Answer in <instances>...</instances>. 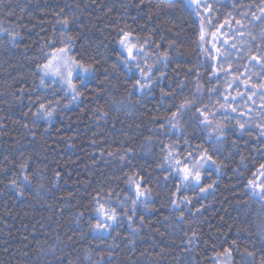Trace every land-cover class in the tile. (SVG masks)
<instances>
[{"label":"trees","instance_id":"trees-1","mask_svg":"<svg viewBox=\"0 0 264 264\" xmlns=\"http://www.w3.org/2000/svg\"><path fill=\"white\" fill-rule=\"evenodd\" d=\"M207 2L212 11L202 9L197 16L187 0H0V264H241L245 249L256 252L259 264L264 257V206L245 190L246 178L264 163V138L257 139V126L264 124L259 98L253 97L256 104L249 102L246 107L237 97L239 111L231 116L248 126L241 133L232 127L235 120H229L221 146L207 139L193 117L181 121L183 132L159 129L174 110L169 106L184 96L194 98L197 84L201 85L198 106L207 105L222 120L224 110L216 102L224 103L225 95L231 102L237 85L229 88L231 76L226 79L222 71L213 75L214 64L219 68L230 63L231 72L241 79L258 70L248 64L247 49L251 45L256 53L257 45L248 33L258 36L261 25L259 21L248 25V21L252 13L260 15L264 0ZM65 16L71 19L67 28L59 23ZM201 16L206 33L202 47ZM226 19L232 21L231 29L228 25L220 29L221 42H217L210 33ZM235 20L248 27L239 28ZM121 28L132 32L139 44L149 41L141 67L155 64L166 73L165 79L153 84L152 95L132 88L139 76L129 73L117 58ZM69 35L74 38L71 42L66 39ZM224 39L228 45L222 43ZM53 41L55 47L70 44V56L95 65L93 79L77 82L81 95L76 100L72 94L65 95L59 84L47 79V87L40 83L37 65L47 61ZM213 43L221 48L235 43V55L227 63L213 61L203 50L213 51ZM164 51L169 53L166 68L157 60ZM153 75H158L155 69ZM252 80L258 82V77ZM181 81L183 92L175 87ZM162 88L174 91L175 99L162 100ZM210 88L216 91L209 93ZM113 99L130 102L131 108L117 111L110 104ZM48 101H59L51 121L34 119L38 103ZM166 145H179L181 157L197 147L206 148L221 164L218 172L206 168L202 184H214L213 189L200 193L181 188L177 199L186 195L192 201L181 205L183 222L178 220L180 209L171 205L178 181L171 176L165 181L166 169L157 167ZM129 148L132 154L119 159ZM110 152L116 155L109 156ZM25 163L27 172L22 173ZM134 172L142 174L153 189L152 202L147 209L137 203L131 223L122 216L113 232L98 237L88 227L94 222L90 221L93 197L97 193L106 197L109 192L131 195L126 175ZM23 174L29 175L31 186L22 181ZM12 179L23 184V196L8 186ZM115 201L113 195L118 213L132 215L130 205L121 208ZM136 228L139 232L134 233ZM193 231L197 235L188 245ZM230 248L229 258L222 253Z\"/></svg>","mask_w":264,"mask_h":264},{"label":"snow or ice","instance_id":"snow-or-ice-1","mask_svg":"<svg viewBox=\"0 0 264 264\" xmlns=\"http://www.w3.org/2000/svg\"><path fill=\"white\" fill-rule=\"evenodd\" d=\"M188 6L192 8V11L197 16L201 15V10L204 12L210 13L212 11V5L207 2V0H187ZM63 11V9H61ZM59 15V13H57ZM247 16V13L244 14ZM251 20L248 21V25H252L255 21H259L261 25V30L258 36H253L251 31L248 35L250 36L253 42H257L256 53H253L251 50V45H249L248 51V64L253 68H258L255 72H250L245 78L241 79V76L234 75L231 72L232 65L227 63L235 53L232 52V49H235L237 45L235 43L231 44L228 47L221 48L217 47V43L212 44L213 51L208 49H203L206 56H210L213 61H220L223 59L227 63V67L220 65L219 68L216 65H213V75H217L218 72L222 71L225 73V78L231 76V80L228 83V87L231 88L233 84H236V96L231 97V102L229 96L225 95L223 97L224 103H220L217 100L219 109L224 110L222 120L216 119V113L211 112L207 105L198 106L197 100L201 94V85L197 84L196 92L193 93L194 98H189L184 96L180 103L175 105H170L171 110L169 115L165 117L164 122L159 124V129L163 131L166 127L169 131L175 129L178 132L185 131L181 126V121H184L190 117L194 118V123L197 127L204 132L209 141L214 142L217 146H221L223 142V137L228 129V121L235 120V124L232 126L237 131L243 133L248 126V122H241L240 119L232 117L231 113H237L239 110L235 106L237 97H240L245 106L247 107L250 102L252 105L256 104V100L253 97H258L261 101L260 109L261 114L264 115V7L260 8V15L252 13ZM59 23L62 24L65 28L71 23V19L67 16L59 20ZM231 20L226 19L223 24H220L216 31L210 33L214 40L221 42L217 38V32L220 29L224 28L225 25H228L231 29ZM235 23L239 28H246L248 25L244 24L242 20H235ZM238 28V31H239ZM241 36L244 35L242 31L239 32ZM118 39L116 43L119 46V51L117 52V58L125 65L129 73L135 72L138 74L139 78L134 79L132 88L142 95H152L153 84L166 78V73L160 68H157L155 64L147 65L146 67H141V63H146V59L142 60L145 54V45L149 43L148 40H145L143 44L137 42V38L133 36V33L130 31H125L123 28L117 33ZM206 33L204 31V17L201 16L199 24V43L201 47L205 43ZM67 41L71 42L74 38L69 35L67 36ZM224 45H228V40L224 39L222 41ZM157 52H159L160 46L155 45ZM171 47V45L169 46ZM52 52L49 54L48 59L43 64H38L37 67L42 73L40 77V83L42 86L45 85V77H52L53 84H59L61 88H66L67 91L65 95L69 92L72 94V100H76L80 95V91L77 86L79 84H84L86 81H90L95 77L96 68L93 63H85L82 59L78 60L69 55L70 53V44H65L63 47H55V42H52ZM238 51H243L240 49ZM159 64L166 68L169 63V53L167 51L160 52L157 56ZM158 73V75H153V70ZM243 75V74H242ZM258 77V82H253L252 77ZM75 77V80L73 79ZM134 78V77H133ZM171 85V82H169ZM241 85L243 86V91L240 90ZM183 92L184 83L183 81L179 82L175 86ZM23 93V89L20 90ZM216 88H210L209 93L215 92ZM174 91H165L161 89V99L164 97H169L175 99ZM35 103V102H33ZM111 106L114 107L117 111L121 109H130V102L125 100H116L113 99L110 102ZM59 106V101H48L40 102L36 107V111L32 113L34 119L49 120L53 118L56 107ZM67 107V105H65ZM218 109V110H219ZM253 109L248 108V112H251ZM31 111V109H29ZM25 116L28 113L24 114ZM107 113H102L103 117H107ZM240 116L247 115V112H239ZM211 117V119L209 118ZM27 128V124L24 125ZM260 128V136L257 139L264 138V124L258 125ZM187 143V141H186ZM235 143V141L233 142ZM152 147V141L149 138L147 141V148L150 150ZM164 156L162 158V163L158 164L157 167L166 169L167 174L163 177L165 181L169 177H174L177 179L178 183L176 185V190L171 194V205L175 209H180V216L178 220L184 221V211L181 209V205L187 206L192 203L186 195L177 199L178 195L181 192L183 187L185 191L189 188H195L200 193H206L210 189L214 188V184H202V181L206 174V168L211 167L215 171H219L221 164L218 160L211 154L208 149L197 147L195 151H188L186 155L181 157L179 145H166L162 149ZM132 154V149H127L125 153L119 156V159L125 160L128 155ZM109 156L116 155L115 153H108ZM243 161V157L241 158ZM246 168V166H245ZM239 175L243 176V172H240L239 169L235 170ZM21 172H27V164L21 165ZM211 175L210 172L207 173ZM60 172H56L55 176L57 180L60 178ZM22 181L26 182L28 186H31V180L29 175L23 174ZM126 181L128 188L131 190V195L120 196L118 193L109 192L106 197H101L99 193L93 197L95 207L93 208V216L90 217V221L94 222L89 223V231L95 233L98 237L103 238L105 233H111L115 230V227L121 222L122 216L127 217V220L131 223L133 216L135 215L137 203L143 205L146 209L149 207V204L153 200V189L149 184L145 182V177L139 172H134L132 175H126ZM9 187L16 188L21 196H23L22 183H18L17 179H12L9 181ZM39 187L43 188V185ZM245 190L248 193L250 199L257 200L261 206H264V163H261L255 171L251 173L250 178H246ZM116 196V204L121 208H128L131 206L132 215H129L128 212H123V214L117 212V208L113 206L112 196ZM246 203V202H245ZM62 211V210H61ZM83 216V213L79 214ZM167 220V217H165ZM141 223H143V217L140 218ZM261 230L264 231V225L261 226ZM134 233L139 232V228L133 230ZM196 232L193 231L191 237L187 239V244L191 245L193 239L196 237ZM187 237L188 234L185 233ZM128 243H134L133 240L129 239ZM188 249L185 248L184 251ZM232 249L225 250L223 255L231 257ZM241 255V264H256V252L248 251L247 249L244 252L240 253ZM259 264H264V257L261 258Z\"/></svg>","mask_w":264,"mask_h":264},{"label":"rangeland","instance_id":"rangeland-1","mask_svg":"<svg viewBox=\"0 0 264 264\" xmlns=\"http://www.w3.org/2000/svg\"><path fill=\"white\" fill-rule=\"evenodd\" d=\"M45 79L52 81L53 78L52 77H45ZM73 79L75 80V77H73ZM64 89L67 91L66 88H64ZM69 94H71V93L69 92Z\"/></svg>","mask_w":264,"mask_h":264},{"label":"bare ground","instance_id":"bare-ground-1","mask_svg":"<svg viewBox=\"0 0 264 264\" xmlns=\"http://www.w3.org/2000/svg\"><path fill=\"white\" fill-rule=\"evenodd\" d=\"M237 36V35H236ZM150 97V96H149ZM257 123V122H256Z\"/></svg>","mask_w":264,"mask_h":264}]
</instances>
